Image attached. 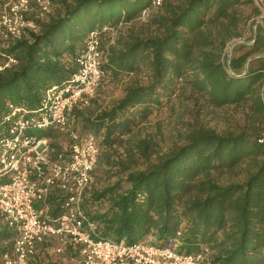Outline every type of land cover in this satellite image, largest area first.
<instances>
[{"label": "trees", "instance_id": "trees-1", "mask_svg": "<svg viewBox=\"0 0 264 264\" xmlns=\"http://www.w3.org/2000/svg\"><path fill=\"white\" fill-rule=\"evenodd\" d=\"M152 1L50 0L49 11L42 12L30 0L27 19L34 28L16 40L0 39V59L9 54L16 61L0 70V137L6 133L3 119L9 106L36 109L48 88L69 78L86 35L116 27L114 41L101 47L103 80L107 73L126 76L147 68L149 81L129 85L112 107L84 118V132L78 133L92 135L99 148L117 145L123 151L116 165L124 178L99 190L91 185L83 197L82 208L96 224V239L131 243L149 238L167 246L178 238L181 251L206 247L212 264H264V29L256 31L250 50L233 57L229 67L222 61L227 43L239 33L235 6L252 2L257 14L260 8L253 0H161L156 7ZM58 4L62 13H56ZM137 24L144 29H135ZM254 54H261L253 59L257 65L241 72ZM179 80L214 106L245 105L256 125L225 134L196 129L170 154L143 170H131L123 157L150 158L145 139L126 146L135 117L146 118L149 106L174 93ZM60 133L40 134L50 137L54 162L68 160L71 150L72 139L62 147ZM235 167L245 173L244 179L220 183L219 176ZM15 236L0 215V264L11 253ZM208 243H214L215 254ZM52 253L84 264L79 246L54 237L37 245L30 262L55 264L46 258Z\"/></svg>", "mask_w": 264, "mask_h": 264}, {"label": "built area", "instance_id": "built-area-1", "mask_svg": "<svg viewBox=\"0 0 264 264\" xmlns=\"http://www.w3.org/2000/svg\"><path fill=\"white\" fill-rule=\"evenodd\" d=\"M36 1L42 12L49 11L50 0ZM253 1L262 10L261 0ZM160 3L153 0L151 5ZM30 12V0H0V39L16 40L34 28L27 19ZM146 12H141L142 18ZM116 29L104 26L91 30L69 78L48 88L36 109L9 106L11 111L3 119L6 133L0 137V215L16 236L2 264H31L37 245L52 237L79 246L84 264H212L206 247L181 251L178 238L167 246L149 238L131 243L96 239V224L84 212L82 202L93 182L98 141L92 135L71 132L68 160L54 162L50 159V137L35 133L69 130V112L87 104L103 80L102 43H112ZM226 53L225 48L223 62ZM15 62L12 55H2L0 70ZM60 250V246L55 249Z\"/></svg>", "mask_w": 264, "mask_h": 264}, {"label": "rangeland", "instance_id": "rangeland-1", "mask_svg": "<svg viewBox=\"0 0 264 264\" xmlns=\"http://www.w3.org/2000/svg\"><path fill=\"white\" fill-rule=\"evenodd\" d=\"M260 6L262 10H260L259 14H257V10L252 2L247 3L243 1L235 6L237 15L240 17L239 33L226 45L225 63H229L233 57L249 51L256 31L264 29V0H261ZM55 9H57L56 13H62L63 11L61 4H58ZM261 12H263V17H260L262 15ZM54 14L55 11L52 15ZM141 24L135 25V29H144V26H141ZM258 56H261V54L250 56L245 63L244 70L241 69V72H245L249 64L257 65V61H253V59ZM148 76L147 68L126 76H112L110 73H107L98 90L89 99L88 103L84 107L78 105L79 108L75 107L77 110L73 108L69 112V130L61 131L58 137L60 138L58 141L61 142L62 147L70 143L68 141L69 138L71 139V132L77 134L79 131L84 132L83 126L86 121L84 118L93 119L101 110L109 109L124 96L125 90L129 85L138 83L147 84L149 81ZM176 88L174 93L161 97L160 104L149 106V113L146 118H141L139 115L135 117L136 126L133 132L129 136H126V141L129 138L126 146H134L139 139H145L148 142L150 158L147 160L140 155H135L133 158L126 157L127 159L123 157L126 165L130 166L131 170H143L159 158L170 154L172 150L183 145L186 136L196 129H209L219 134H225L227 132L236 133L242 128L248 129L256 125V116L253 117L245 105L227 104L224 106H214L209 103L205 96L200 93L197 94L191 85L183 80H179ZM136 109L140 110V107ZM35 133L40 135L42 131H35ZM112 148V150H108V148L101 145L98 156L99 160L97 159L98 162L93 171L92 187L94 190L102 189L115 182L116 179L124 178L125 176L124 172L118 173L116 165L123 151L117 145H114ZM102 153L107 154L109 160L102 156ZM110 162L114 165H110ZM235 169L237 168L235 167L232 170L226 169L219 176V182L225 184L230 181L243 180L245 173ZM97 205L99 208H103V205ZM208 245L211 246L215 254L217 248H215L214 243H208ZM52 249H50V252ZM67 255L52 253L50 256L47 255L48 257L46 258H49L55 264H74L70 260V256Z\"/></svg>", "mask_w": 264, "mask_h": 264}]
</instances>
